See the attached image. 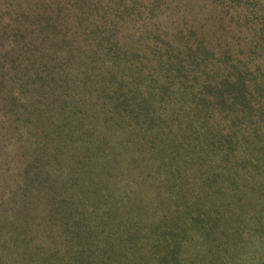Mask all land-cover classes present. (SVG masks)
<instances>
[{"label": "rangeland", "instance_id": "1", "mask_svg": "<svg viewBox=\"0 0 264 264\" xmlns=\"http://www.w3.org/2000/svg\"><path fill=\"white\" fill-rule=\"evenodd\" d=\"M229 205L264 264V0H0V264H171Z\"/></svg>", "mask_w": 264, "mask_h": 264}, {"label": "trees", "instance_id": "2", "mask_svg": "<svg viewBox=\"0 0 264 264\" xmlns=\"http://www.w3.org/2000/svg\"><path fill=\"white\" fill-rule=\"evenodd\" d=\"M217 191L219 190L217 189ZM224 201L227 202L228 198ZM232 205H229L230 208L228 207L221 213V217L216 210L211 209L204 214L205 207L201 212L202 214H198L196 219L192 220L193 229H188L185 226V220H181L184 226L178 225L179 234L167 238L166 251L163 256L171 261V264H182L180 263V255L183 252V246L187 245V241L185 238L182 239V235H186L187 240L193 242L195 248L212 247L213 257H206L202 261H198L200 264H221L222 260L218 258L220 256L219 251L223 250L225 252L230 240L237 242V238L241 237L240 220L238 222L240 218L235 214L237 209L232 208ZM263 225V221L259 220L257 226L261 227ZM257 240L262 246L264 244V235L257 236ZM88 263L87 260L85 264ZM188 264H195V262H189Z\"/></svg>", "mask_w": 264, "mask_h": 264}]
</instances>
